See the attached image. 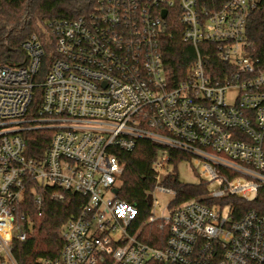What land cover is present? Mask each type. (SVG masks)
<instances>
[{
  "label": "built area",
  "instance_id": "2783aa9c",
  "mask_svg": "<svg viewBox=\"0 0 264 264\" xmlns=\"http://www.w3.org/2000/svg\"><path fill=\"white\" fill-rule=\"evenodd\" d=\"M257 12L264 0H101L93 14L49 23L56 51L43 81L35 80L45 55L36 35L23 43L26 66L0 65V264H21L13 252L26 238L18 206L29 187L48 185L88 200L64 226L61 255L25 264H264V214L237 218L230 201L264 190V67L247 35ZM177 16L195 59L173 86L162 37ZM203 43L232 65L221 82L207 73ZM38 87L37 114L28 116ZM229 88L238 90L234 103ZM40 128L54 131L42 160L28 156L23 136ZM139 139L163 146L151 208L160 204L156 192L176 198L162 185L172 170L161 176L171 149L191 156L214 203L173 200L168 216L150 213L137 225L139 208L118 196L125 164L117 152ZM156 222L169 230L163 247L139 237Z\"/></svg>",
  "mask_w": 264,
  "mask_h": 264
},
{
  "label": "trees",
  "instance_id": "16d2710c",
  "mask_svg": "<svg viewBox=\"0 0 264 264\" xmlns=\"http://www.w3.org/2000/svg\"><path fill=\"white\" fill-rule=\"evenodd\" d=\"M101 0H0V65L23 67L29 57L23 43L36 35L43 45L45 55L43 66L36 76V81L44 80L51 61L55 57L56 37L49 26L57 20H73L97 12ZM178 15V14H177ZM168 17L165 33L162 37L163 61L169 81L174 86L187 75L195 59V50L191 44L182 40L183 26L177 17ZM251 53L260 60L264 67V13H255L247 27ZM207 73L221 82L224 72L232 65L220 61L217 47L202 44ZM42 97V89L36 88L33 101L28 109V116L36 115ZM54 131L52 129H33L23 132L27 144L28 156L42 160ZM162 145L148 139H139L132 151H118L121 162L125 164L119 198L136 205L140 214L136 224H141L151 213L147 194L156 186L154 164ZM191 156L171 149L169 164L173 166L162 185L176 191L175 205L197 199L205 204H212L205 196L209 192L208 184L201 180L198 184H187L180 180L177 165ZM38 197L40 202H38ZM236 209V217L255 209L264 214V190L252 201L239 197L230 198ZM87 196L72 191L62 190L56 185L44 188H28L24 199L18 206V212L25 216L24 230L26 238L13 243V252L21 264L26 258L37 256L59 257L65 244L64 226L80 214L87 203ZM225 204V199L217 200ZM169 236L168 228H161L160 222L143 226L139 237L152 246L163 247Z\"/></svg>",
  "mask_w": 264,
  "mask_h": 264
},
{
  "label": "rangeland",
  "instance_id": "374dc122",
  "mask_svg": "<svg viewBox=\"0 0 264 264\" xmlns=\"http://www.w3.org/2000/svg\"><path fill=\"white\" fill-rule=\"evenodd\" d=\"M238 90L235 88H229L226 96L229 103H234ZM197 165L191 160H185L177 165V173L180 180L187 184H198L202 180V176L198 173ZM173 169V166L162 170L161 176L164 177L168 172ZM155 198L159 201V205L151 208V213L156 217L168 216L173 208L172 202L174 195L164 192H156Z\"/></svg>",
  "mask_w": 264,
  "mask_h": 264
},
{
  "label": "water",
  "instance_id": "95a60500",
  "mask_svg": "<svg viewBox=\"0 0 264 264\" xmlns=\"http://www.w3.org/2000/svg\"><path fill=\"white\" fill-rule=\"evenodd\" d=\"M166 14H167V11L165 10L163 12V16H166ZM147 200H148V204L151 205V203H152V195L151 194L148 196Z\"/></svg>",
  "mask_w": 264,
  "mask_h": 264
}]
</instances>
